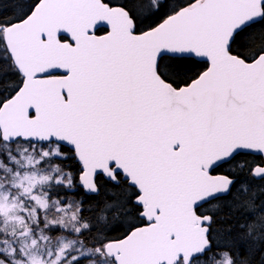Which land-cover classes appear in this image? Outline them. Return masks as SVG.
Wrapping results in <instances>:
<instances>
[{"label":"snow or ice","instance_id":"1","mask_svg":"<svg viewBox=\"0 0 264 264\" xmlns=\"http://www.w3.org/2000/svg\"><path fill=\"white\" fill-rule=\"evenodd\" d=\"M0 264H264V0H0Z\"/></svg>","mask_w":264,"mask_h":264}]
</instances>
